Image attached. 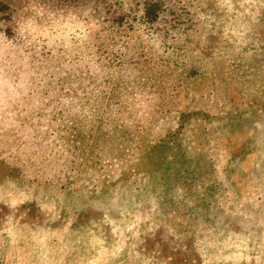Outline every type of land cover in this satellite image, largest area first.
<instances>
[{
  "label": "rangeland",
  "instance_id": "obj_1",
  "mask_svg": "<svg viewBox=\"0 0 264 264\" xmlns=\"http://www.w3.org/2000/svg\"><path fill=\"white\" fill-rule=\"evenodd\" d=\"M0 264H264V0H0Z\"/></svg>",
  "mask_w": 264,
  "mask_h": 264
}]
</instances>
